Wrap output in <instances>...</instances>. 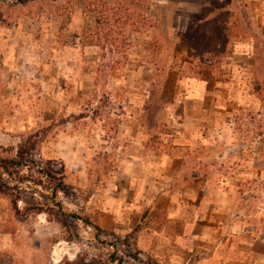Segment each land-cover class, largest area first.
I'll list each match as a JSON object with an SVG mask.
<instances>
[{
    "label": "rangeland",
    "instance_id": "1",
    "mask_svg": "<svg viewBox=\"0 0 264 264\" xmlns=\"http://www.w3.org/2000/svg\"><path fill=\"white\" fill-rule=\"evenodd\" d=\"M0 157V264H264V0H0Z\"/></svg>",
    "mask_w": 264,
    "mask_h": 264
},
{
    "label": "trees",
    "instance_id": "2",
    "mask_svg": "<svg viewBox=\"0 0 264 264\" xmlns=\"http://www.w3.org/2000/svg\"><path fill=\"white\" fill-rule=\"evenodd\" d=\"M99 14V13H97ZM102 30V29H101ZM113 41H116V39L113 37ZM117 48V49H116ZM123 47H120V45H116V47H113L111 50V54H117V53H125L124 49H122ZM108 51V52H109ZM110 53V52H109ZM15 157H18V152L17 154H15ZM21 158V157H20ZM5 159V158H1L0 157V172H4L7 175H13V174H17L19 173L22 167H25L26 169H30L28 165H26V163H24L23 161H21V159ZM14 165V166H13ZM49 174V173H47ZM50 176H52L51 174H49ZM59 186L60 183H58L57 186L52 187L53 188V195H55L56 191L59 190ZM5 187V183L3 182V180L0 179V191H3ZM12 204L14 208H17V201L16 198L12 199ZM27 209L31 210V211H35V212H42V205H38V204H29ZM62 212V211H61ZM70 217L72 218H79L78 215H76L75 213H71L69 214ZM86 220V222H89L88 219H84ZM62 223H65L67 221L66 217H63L61 219ZM117 261V264H123V255H118V258H114L113 261Z\"/></svg>",
    "mask_w": 264,
    "mask_h": 264
},
{
    "label": "crops",
    "instance_id": "3",
    "mask_svg": "<svg viewBox=\"0 0 264 264\" xmlns=\"http://www.w3.org/2000/svg\"><path fill=\"white\" fill-rule=\"evenodd\" d=\"M226 191V190H225ZM224 200H227L225 197H224ZM192 212V211H191ZM194 233H193V231H192V235H193Z\"/></svg>",
    "mask_w": 264,
    "mask_h": 264
}]
</instances>
